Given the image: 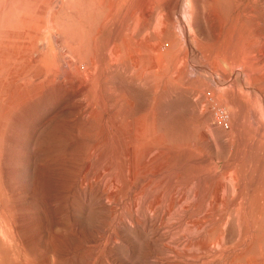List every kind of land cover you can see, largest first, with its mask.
<instances>
[{
  "label": "rangeland",
  "instance_id": "374dc122",
  "mask_svg": "<svg viewBox=\"0 0 264 264\" xmlns=\"http://www.w3.org/2000/svg\"><path fill=\"white\" fill-rule=\"evenodd\" d=\"M263 211L264 0H0V264H264Z\"/></svg>",
  "mask_w": 264,
  "mask_h": 264
},
{
  "label": "bare ground",
  "instance_id": "6f19581e",
  "mask_svg": "<svg viewBox=\"0 0 264 264\" xmlns=\"http://www.w3.org/2000/svg\"><path fill=\"white\" fill-rule=\"evenodd\" d=\"M221 110V109H220ZM227 119V118H226ZM228 121V120H227ZM241 176V175H240ZM240 178V177H239ZM242 181H244V180H242ZM242 183V182H241ZM249 183V182H248ZM236 186V185H235ZM241 187V186H240ZM249 194V193H248ZM234 198H235V196H234ZM240 199V198H239ZM232 200H233V198H232ZM240 202V201H239ZM245 202H247V201H245ZM230 204V203H229ZM246 206V205H245ZM234 207H236V206H234ZM235 211V210H234ZM223 212H224V210H223ZM264 212V211H263ZM245 213H246V211H245ZM236 214V213H235ZM237 215V214H236ZM261 216V215H260ZM247 218V217H246ZM260 219V218H259ZM233 220V219H232ZM261 220V219H260ZM249 222V221H248ZM221 223V222H220ZM238 224V223H237ZM263 227V226H262ZM238 228V227H237ZM252 235H253V230L252 229H249L245 234H244V237H243V239H252ZM237 238V237H236ZM250 241V240H249ZM245 242V241H244ZM242 246H243V244H242ZM253 246V245H252ZM246 247L247 246H244V248H243V251L246 249ZM225 248V247H224ZM213 250V249H212ZM237 250H239V249H237ZM211 251V250H210ZM232 251V250H231ZM222 254V253H221ZM225 255V254H224ZM227 257V256H226ZM209 258H211V257H209ZM228 258V257H227ZM237 258V257H236ZM259 260H260V258H258ZM219 260V259H218ZM220 260H223V258L222 259H220ZM257 260V259H256ZM262 260H263V258H262ZM211 261V260H210ZM199 262V261H198ZM215 262V261H214ZM216 263V262H215ZM197 264V263H196ZM200 264V263H199Z\"/></svg>",
  "mask_w": 264,
  "mask_h": 264
},
{
  "label": "built area",
  "instance_id": "2783aa9c",
  "mask_svg": "<svg viewBox=\"0 0 264 264\" xmlns=\"http://www.w3.org/2000/svg\"><path fill=\"white\" fill-rule=\"evenodd\" d=\"M215 120H216L219 124L224 125V126H227V123H226V113H225V111H223V110H219V111L217 112V115H216V117H215Z\"/></svg>",
  "mask_w": 264,
  "mask_h": 264
}]
</instances>
